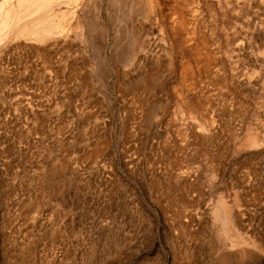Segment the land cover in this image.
<instances>
[{"label":"rangeland","instance_id":"obj_1","mask_svg":"<svg viewBox=\"0 0 264 264\" xmlns=\"http://www.w3.org/2000/svg\"><path fill=\"white\" fill-rule=\"evenodd\" d=\"M185 180L264 264V0H0V264H181L120 255V214Z\"/></svg>","mask_w":264,"mask_h":264},{"label":"crops","instance_id":"obj_2","mask_svg":"<svg viewBox=\"0 0 264 264\" xmlns=\"http://www.w3.org/2000/svg\"><path fill=\"white\" fill-rule=\"evenodd\" d=\"M109 128L95 127L93 144H108ZM96 150L94 147L92 152ZM79 154L74 157L81 158ZM212 195L213 199H205L203 188L185 180L177 193L148 205V210H142L136 201H125L120 214V255L140 254L147 245L151 248L162 232L169 235L166 246L180 255L181 264L213 263L215 256V264L245 263L252 256L246 230L248 214L238 210L236 198L221 200L218 190Z\"/></svg>","mask_w":264,"mask_h":264},{"label":"bare ground","instance_id":"obj_3","mask_svg":"<svg viewBox=\"0 0 264 264\" xmlns=\"http://www.w3.org/2000/svg\"><path fill=\"white\" fill-rule=\"evenodd\" d=\"M24 1H26V0H24ZM78 1V0H77ZM122 1V0H121ZM46 2H49V0H46ZM119 2H120V0H119ZM24 3V2H23ZM27 3V2H26ZM34 3H35V1H34ZM43 3V2H42ZM60 3V2H59ZM33 4V3H32ZM44 4V3H43ZM42 4V5H43ZM21 5V4H20ZM28 5V4H27ZM25 6V5H24ZM29 7H31V6H29ZM122 8V7H121ZM46 9V8H45ZM21 11H22V9H21ZM65 14V13H64ZM113 14V13H112ZM117 15V14H116ZM57 17V16H56ZM90 18V17H89ZM134 18V17H133ZM48 19V18H47ZM114 20V19H113ZM96 21V20H95ZM120 21V20H119ZM52 23V22H51ZM50 23V24H51ZM87 24V23H86ZM49 24L47 23V20H43L42 22H41V27H42V31L43 32H41L40 34L42 35L43 33H45V34H48V33H51L50 32V29H49V26H48ZM51 28V27H50ZM53 30V29H52ZM51 30V31H52ZM57 30V29H56ZM61 30V29H60ZM45 34H43V35H45ZM54 35V34H53ZM89 36V35H88ZM91 37V36H90ZM125 55V54H124ZM137 86H139L138 84H137Z\"/></svg>","mask_w":264,"mask_h":264}]
</instances>
